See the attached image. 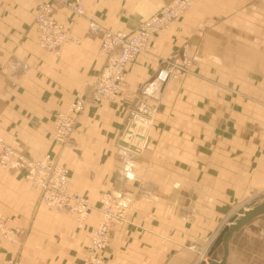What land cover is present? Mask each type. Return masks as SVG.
Returning <instances> with one entry per match:
<instances>
[{"label":"crops","instance_id":"1","mask_svg":"<svg viewBox=\"0 0 264 264\" xmlns=\"http://www.w3.org/2000/svg\"><path fill=\"white\" fill-rule=\"evenodd\" d=\"M41 1L0 0V140L31 160L49 152L68 170L70 193L95 206L110 193L127 207L128 223L111 227L100 253L105 264L219 260L221 246L208 256L214 227L237 199L264 195V0L194 1L128 63L116 99L86 102L63 144L51 140L54 117L75 93L88 96L105 57L101 32L60 0H50L51 17L68 39L58 54L38 47ZM168 1L81 0L102 28L124 32ZM175 57L186 72L159 83L155 73ZM134 113L152 119L140 149L125 139ZM24 173L0 167V215L18 239L0 237V261L80 264L98 209L79 227L40 202ZM227 250L225 264H264V214Z\"/></svg>","mask_w":264,"mask_h":264},{"label":"built area","instance_id":"2","mask_svg":"<svg viewBox=\"0 0 264 264\" xmlns=\"http://www.w3.org/2000/svg\"><path fill=\"white\" fill-rule=\"evenodd\" d=\"M196 0H169L156 12L142 20L131 32L112 31L102 28L92 13H85L81 0H60V3L75 15H85L87 29L101 32L100 52L105 60L100 68L87 97L75 93L65 110L57 111L53 120L51 140L55 144L65 143L74 127V123L87 101L99 103L114 100L123 91L127 65L138 54L145 51L150 37L156 32L168 29L179 15L185 12ZM52 2L44 0L37 4L34 15L36 26V44L38 47L58 54L59 47L67 39L63 25L52 17ZM179 61L176 57L155 73L159 83H166L173 75ZM137 120L135 139L137 145L141 134L146 133L150 119L134 113ZM0 167L25 170L24 176L39 190V200L49 209H57L73 214L77 226L81 227L94 205L86 197L69 192L70 179L65 167L58 164L49 152L31 160L0 140ZM99 219L92 229L86 254L80 264H105L101 251L108 243L111 226L124 218L125 210L115 202L109 193L99 198ZM0 237L17 242L16 231L0 215ZM0 264H26L15 259L0 261Z\"/></svg>","mask_w":264,"mask_h":264},{"label":"rangeland","instance_id":"3","mask_svg":"<svg viewBox=\"0 0 264 264\" xmlns=\"http://www.w3.org/2000/svg\"><path fill=\"white\" fill-rule=\"evenodd\" d=\"M62 5V4H61ZM104 29H106V28H104ZM176 58V57H175ZM177 65V69L175 70V75H173L170 79H172V78H174V79H177V78H179L180 76H179V73H185L186 72V70H187V60H183V61H179L178 62V64H176ZM123 86H124V84H123ZM143 116H147L149 119H150V123L148 124V128H147V130H146V133H144V134H141L142 136L139 138V140H138V144L137 145H133L132 143H131V141L133 140V139H135V134H134V132L136 131V125H137V118L135 119V117H134V114H132L131 115V120H130V128H129V131H127L126 132V134H125V139H126V142H127V145L131 148V149H140L143 145H144V141H145V139L147 138V136H148V132H149V127H150V124H151V117L150 116H148V115H146V114H142ZM134 141V140H133ZM66 169V168H65ZM67 170V169H66ZM67 172H68V170H67ZM69 176V175H68ZM103 194V193H102ZM101 194V195H102ZM110 194V193H109ZM100 195V196H101ZM112 197H113V195L112 194H110ZM249 196H251V195H249ZM85 197V196H84ZM100 198V197H99ZM88 199V198H87ZM113 199H114V197H113ZM89 200V199H88ZM115 200V199H114ZM90 201V200H89ZM259 201V199L257 198V195H253V196H251V197H244V198H241V199H237L234 203H233V207H232V212H234V213H237L238 212V208H243V209H246V208H248V206L251 204V203H254V202H258ZM41 202V201H40ZM115 202L116 203H118L120 206H122V208L125 210V214H124V218L122 219V220H120V221H118V222H116V223H114L113 225H124V224H126V223H128V218H127V215H128V209H127V207H125V205H123L122 203H120V202H118V201H116L115 200ZM251 202V203H250ZM92 204H93V202H92ZM94 205V204H93ZM98 205H99V199H98V201H97V206H95L94 205V207H93V209L96 207L97 209H98ZM92 209V210H93ZM98 211H99V209H98ZM91 212V211H90ZM100 213V212H99ZM89 215V214H88ZM88 217V216H87ZM227 218H229V215L227 216V217H223L220 221H219V223L214 227V229H213V231H212V233H211V235H210V237H213V239H214V237L217 235V233L219 232V230L222 228V226H223V224L226 222V220H227ZM86 220V219H85ZM112 225V226H113ZM111 226V227H112ZM95 227V226H94ZM93 227V228H94ZM92 231V230H91ZM90 234H91V232H90ZM109 236H110V233H109ZM213 239H212V241H213Z\"/></svg>","mask_w":264,"mask_h":264},{"label":"water","instance_id":"4","mask_svg":"<svg viewBox=\"0 0 264 264\" xmlns=\"http://www.w3.org/2000/svg\"><path fill=\"white\" fill-rule=\"evenodd\" d=\"M264 214V195L258 202L251 203L248 208L239 209L228 218V222L222 226L217 235L214 237L212 244L208 251V256L218 246L222 248V256L219 260H210L207 264H225L226 256L228 253L227 242L231 235L248 223L254 217Z\"/></svg>","mask_w":264,"mask_h":264},{"label":"bare ground","instance_id":"5","mask_svg":"<svg viewBox=\"0 0 264 264\" xmlns=\"http://www.w3.org/2000/svg\"><path fill=\"white\" fill-rule=\"evenodd\" d=\"M242 209H243V208H242ZM246 209H247V208H246ZM246 209H245V210H246Z\"/></svg>","mask_w":264,"mask_h":264}]
</instances>
